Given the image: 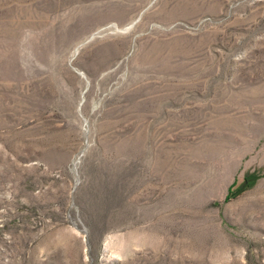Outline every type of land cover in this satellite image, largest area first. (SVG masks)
Instances as JSON below:
<instances>
[{"label": "rangeland", "instance_id": "1", "mask_svg": "<svg viewBox=\"0 0 264 264\" xmlns=\"http://www.w3.org/2000/svg\"><path fill=\"white\" fill-rule=\"evenodd\" d=\"M0 264H264V0H0Z\"/></svg>", "mask_w": 264, "mask_h": 264}, {"label": "trees", "instance_id": "2", "mask_svg": "<svg viewBox=\"0 0 264 264\" xmlns=\"http://www.w3.org/2000/svg\"><path fill=\"white\" fill-rule=\"evenodd\" d=\"M246 180V179H245Z\"/></svg>", "mask_w": 264, "mask_h": 264}]
</instances>
